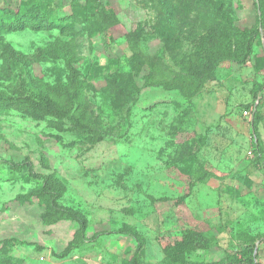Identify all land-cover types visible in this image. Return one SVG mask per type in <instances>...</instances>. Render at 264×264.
I'll return each mask as SVG.
<instances>
[{
  "label": "rangeland",
  "instance_id": "374dc122",
  "mask_svg": "<svg viewBox=\"0 0 264 264\" xmlns=\"http://www.w3.org/2000/svg\"><path fill=\"white\" fill-rule=\"evenodd\" d=\"M253 1L0 0V264H264ZM34 3L49 20L15 23Z\"/></svg>",
  "mask_w": 264,
  "mask_h": 264
},
{
  "label": "trees",
  "instance_id": "16d2710c",
  "mask_svg": "<svg viewBox=\"0 0 264 264\" xmlns=\"http://www.w3.org/2000/svg\"><path fill=\"white\" fill-rule=\"evenodd\" d=\"M253 6L259 11V13L256 15V21L257 24H259L260 29H264V6H263V0H258V5L256 3V0L253 1ZM220 14L227 18V15L225 14L222 4L219 3L217 6ZM23 12V11H22ZM20 13L19 15L14 16V22L20 23L21 20L24 17V19L28 20L32 26L38 27L40 26L42 21L47 22L49 19L45 16L44 12H41V6L37 3H34V5L31 7L29 13ZM17 14V13H16ZM31 14V15H29ZM138 53L136 49L132 50V53L127 57V61L125 60L126 66H128V69L125 70L123 68L117 69L115 72L107 75L104 77L103 85L98 89V93L110 100V103L113 107H116V105L121 103L122 101H129L131 99V96L138 93L140 90V87H138L135 83V77L136 73L138 71ZM150 68H153L154 66L150 63ZM68 71V69H67ZM152 71V69H151ZM69 72H71V69H69ZM68 72V73H69ZM72 73V72H71ZM59 82V80H58ZM254 101L251 103L252 106V118H251V147L253 149V152L255 154V161L260 163L264 172V143L260 136V133L258 131V118L264 117V83L261 85V87L254 93L253 95ZM44 101H46L47 105H50V100L48 98H45ZM0 102L2 104H13L15 106L17 104L16 99H9L7 97H4L0 95ZM10 102V103H9ZM71 103H68L67 108V116H69L72 111L77 112L79 106L73 107L70 105ZM40 106L42 104H39ZM246 107H249L247 104ZM51 109L44 113V115H48L54 118H57L55 114H58V118H61L63 116L62 111L54 109L53 112H51ZM66 117V115L64 114ZM78 116H81V118L86 117V114H79ZM81 124V122H80ZM85 126L83 129L85 130H91L90 125L88 124H82L81 127ZM250 255L249 258H252L253 261L254 254L252 250L249 251ZM133 264H138L135 258L133 259Z\"/></svg>",
  "mask_w": 264,
  "mask_h": 264
},
{
  "label": "water",
  "instance_id": "95a60500",
  "mask_svg": "<svg viewBox=\"0 0 264 264\" xmlns=\"http://www.w3.org/2000/svg\"><path fill=\"white\" fill-rule=\"evenodd\" d=\"M256 3H257V5H258V0H256ZM258 13H259V11H258Z\"/></svg>",
  "mask_w": 264,
  "mask_h": 264
}]
</instances>
